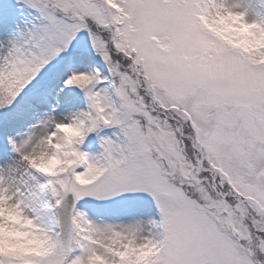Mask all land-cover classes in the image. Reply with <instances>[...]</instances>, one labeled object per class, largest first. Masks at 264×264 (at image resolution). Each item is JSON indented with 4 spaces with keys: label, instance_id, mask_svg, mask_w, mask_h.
I'll use <instances>...</instances> for the list:
<instances>
[{
    "label": "snow or ice",
    "instance_id": "6c2138e0",
    "mask_svg": "<svg viewBox=\"0 0 264 264\" xmlns=\"http://www.w3.org/2000/svg\"><path fill=\"white\" fill-rule=\"evenodd\" d=\"M0 264H264V0H0Z\"/></svg>",
    "mask_w": 264,
    "mask_h": 264
}]
</instances>
